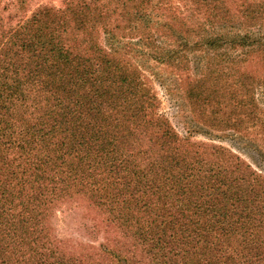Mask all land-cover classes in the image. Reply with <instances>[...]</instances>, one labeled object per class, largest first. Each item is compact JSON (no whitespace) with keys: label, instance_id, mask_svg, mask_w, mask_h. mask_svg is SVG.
<instances>
[{"label":"trees","instance_id":"trees-1","mask_svg":"<svg viewBox=\"0 0 264 264\" xmlns=\"http://www.w3.org/2000/svg\"><path fill=\"white\" fill-rule=\"evenodd\" d=\"M126 14L140 31L143 4ZM110 17L97 0L13 26L0 15V264H264V175L158 114ZM185 25L172 56L218 43H189ZM202 87L190 93L205 109ZM81 191L121 231L98 256L65 251L42 223L58 196Z\"/></svg>","mask_w":264,"mask_h":264},{"label":"rangeland","instance_id":"rangeland-1","mask_svg":"<svg viewBox=\"0 0 264 264\" xmlns=\"http://www.w3.org/2000/svg\"><path fill=\"white\" fill-rule=\"evenodd\" d=\"M69 2L77 0H0V15L13 26L40 7L62 10ZM142 2L97 0L106 4L111 22L119 23L128 35L125 38L133 41L128 57L146 76L157 97L158 114L167 117L180 136L190 135L205 149L223 147L264 175V0ZM138 3L143 4L145 15L131 26L141 25L140 31L130 28L125 19ZM163 21L173 29L163 27ZM184 21L191 29L189 43L208 36L218 38V43L192 45L181 52L184 56H172V50L181 48L174 35H184ZM104 25L98 26L102 44ZM197 81L207 95L205 109L190 93ZM81 192L58 196L42 223L65 251L98 256L100 246L121 237V231L108 222L104 209Z\"/></svg>","mask_w":264,"mask_h":264}]
</instances>
